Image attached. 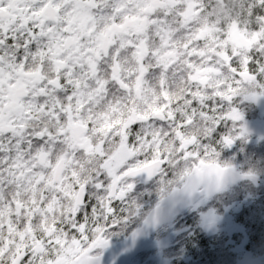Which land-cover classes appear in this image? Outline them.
Wrapping results in <instances>:
<instances>
[{
  "label": "snow or ice",
  "instance_id": "snow-or-ice-1",
  "mask_svg": "<svg viewBox=\"0 0 264 264\" xmlns=\"http://www.w3.org/2000/svg\"><path fill=\"white\" fill-rule=\"evenodd\" d=\"M257 105L264 0H0V264H264Z\"/></svg>",
  "mask_w": 264,
  "mask_h": 264
},
{
  "label": "water",
  "instance_id": "water-1",
  "mask_svg": "<svg viewBox=\"0 0 264 264\" xmlns=\"http://www.w3.org/2000/svg\"><path fill=\"white\" fill-rule=\"evenodd\" d=\"M256 107L258 108L260 114L264 117V105H257ZM247 123L253 133V136H257V137L264 136L263 125L253 121H247Z\"/></svg>",
  "mask_w": 264,
  "mask_h": 264
},
{
  "label": "trees",
  "instance_id": "trees-1",
  "mask_svg": "<svg viewBox=\"0 0 264 264\" xmlns=\"http://www.w3.org/2000/svg\"><path fill=\"white\" fill-rule=\"evenodd\" d=\"M258 114L259 113H258L257 108L256 107H252V108L246 110V112H245V119L246 120L247 119H252L253 120V119L256 118V115L259 117ZM257 146H259V145L257 144Z\"/></svg>",
  "mask_w": 264,
  "mask_h": 264
},
{
  "label": "rangeland",
  "instance_id": "rangeland-1",
  "mask_svg": "<svg viewBox=\"0 0 264 264\" xmlns=\"http://www.w3.org/2000/svg\"><path fill=\"white\" fill-rule=\"evenodd\" d=\"M259 115V114H258ZM254 121H256V123H259V124H261V125H263L264 126V123H262V122H264V120L263 119H258V116L256 115V118L255 119H253Z\"/></svg>",
  "mask_w": 264,
  "mask_h": 264
},
{
  "label": "flooded vegetation",
  "instance_id": "flooded-vegetation-1",
  "mask_svg": "<svg viewBox=\"0 0 264 264\" xmlns=\"http://www.w3.org/2000/svg\"><path fill=\"white\" fill-rule=\"evenodd\" d=\"M258 119H263L264 120V118L263 117H258ZM247 120H252V119H247ZM262 123H264V122H262ZM257 140H259V138L260 137H255Z\"/></svg>",
  "mask_w": 264,
  "mask_h": 264
}]
</instances>
